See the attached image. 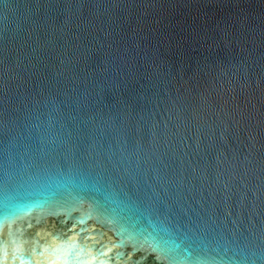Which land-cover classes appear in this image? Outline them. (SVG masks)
<instances>
[{
    "label": "water",
    "instance_id": "water-1",
    "mask_svg": "<svg viewBox=\"0 0 264 264\" xmlns=\"http://www.w3.org/2000/svg\"><path fill=\"white\" fill-rule=\"evenodd\" d=\"M0 264H264V0H0Z\"/></svg>",
    "mask_w": 264,
    "mask_h": 264
}]
</instances>
